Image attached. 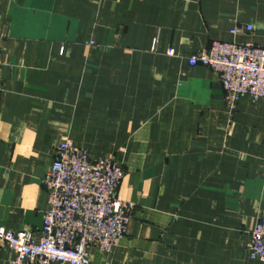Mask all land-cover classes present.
Listing matches in <instances>:
<instances>
[{"label": "crops", "instance_id": "crops-1", "mask_svg": "<svg viewBox=\"0 0 264 264\" xmlns=\"http://www.w3.org/2000/svg\"><path fill=\"white\" fill-rule=\"evenodd\" d=\"M0 37V227L42 236V181L67 140L122 165L135 207L93 263L264 264L249 251L264 99L231 113L215 73L188 62L215 41L264 48V0H0ZM15 256L0 243V264Z\"/></svg>", "mask_w": 264, "mask_h": 264}, {"label": "built area", "instance_id": "built-area-1", "mask_svg": "<svg viewBox=\"0 0 264 264\" xmlns=\"http://www.w3.org/2000/svg\"><path fill=\"white\" fill-rule=\"evenodd\" d=\"M254 31L252 25L237 26L231 34L251 35ZM1 41L0 37V45ZM168 54L176 55L174 50ZM188 62L215 73L231 113L243 97L264 99L263 47L215 41ZM124 178L122 165L105 158L92 160L87 149L62 142L51 172L42 181L49 197L42 236L34 239L31 231L0 227V243L16 255L12 264H95L90 260L93 249L110 253L126 235L135 212L134 205L118 196ZM249 251L252 259L264 261V218L252 233Z\"/></svg>", "mask_w": 264, "mask_h": 264}]
</instances>
